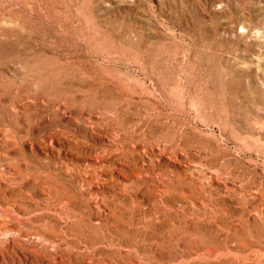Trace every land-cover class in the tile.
<instances>
[{"label":"rangeland","instance_id":"1","mask_svg":"<svg viewBox=\"0 0 264 264\" xmlns=\"http://www.w3.org/2000/svg\"><path fill=\"white\" fill-rule=\"evenodd\" d=\"M0 264H264V0H0Z\"/></svg>","mask_w":264,"mask_h":264},{"label":"bare ground","instance_id":"2","mask_svg":"<svg viewBox=\"0 0 264 264\" xmlns=\"http://www.w3.org/2000/svg\"><path fill=\"white\" fill-rule=\"evenodd\" d=\"M14 199V198H13ZM15 200V199H14ZM15 202V201H14ZM147 216V215H146ZM102 234V233H101ZM139 237V236H138ZM138 239V238H137ZM164 240V239H163ZM141 243V242H140ZM152 248V247H151Z\"/></svg>","mask_w":264,"mask_h":264}]
</instances>
